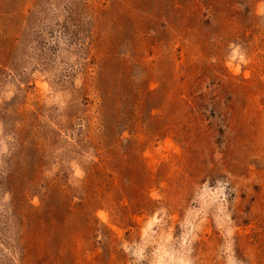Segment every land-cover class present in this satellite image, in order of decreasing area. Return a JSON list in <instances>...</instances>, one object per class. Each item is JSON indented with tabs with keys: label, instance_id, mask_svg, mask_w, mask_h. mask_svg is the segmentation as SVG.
I'll use <instances>...</instances> for the list:
<instances>
[{
	"label": "rangeland",
	"instance_id": "rangeland-1",
	"mask_svg": "<svg viewBox=\"0 0 264 264\" xmlns=\"http://www.w3.org/2000/svg\"><path fill=\"white\" fill-rule=\"evenodd\" d=\"M0 264H264V0H0Z\"/></svg>",
	"mask_w": 264,
	"mask_h": 264
}]
</instances>
